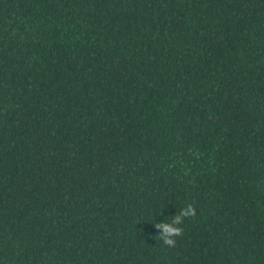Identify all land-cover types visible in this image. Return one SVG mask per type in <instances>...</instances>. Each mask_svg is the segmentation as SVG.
Here are the masks:
<instances>
[{
  "label": "trees",
  "instance_id": "1",
  "mask_svg": "<svg viewBox=\"0 0 264 264\" xmlns=\"http://www.w3.org/2000/svg\"><path fill=\"white\" fill-rule=\"evenodd\" d=\"M0 264H264V0H0Z\"/></svg>",
  "mask_w": 264,
  "mask_h": 264
},
{
  "label": "clouds",
  "instance_id": "2",
  "mask_svg": "<svg viewBox=\"0 0 264 264\" xmlns=\"http://www.w3.org/2000/svg\"><path fill=\"white\" fill-rule=\"evenodd\" d=\"M162 214V211L161 213ZM197 215V211L194 205L188 204L179 210L178 214L171 217L170 222L165 221L161 223H154L156 229H162V235L155 236L158 243L162 242L164 246L174 247L177 243V237L183 234L182 225L186 219L194 218Z\"/></svg>",
  "mask_w": 264,
  "mask_h": 264
}]
</instances>
